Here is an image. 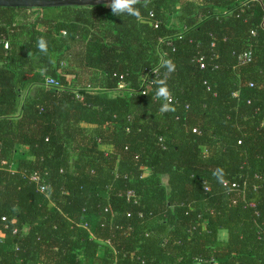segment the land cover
Here are the masks:
<instances>
[{"label":"trees","instance_id":"obj_1","mask_svg":"<svg viewBox=\"0 0 264 264\" xmlns=\"http://www.w3.org/2000/svg\"><path fill=\"white\" fill-rule=\"evenodd\" d=\"M136 7L0 5V264H264V0Z\"/></svg>","mask_w":264,"mask_h":264},{"label":"clouds","instance_id":"obj_2","mask_svg":"<svg viewBox=\"0 0 264 264\" xmlns=\"http://www.w3.org/2000/svg\"><path fill=\"white\" fill-rule=\"evenodd\" d=\"M151 0H111L109 7L112 10V14L115 16L129 15L134 16L137 19L140 18V9L136 5L142 4V6L147 9ZM37 47L42 52H47V44L44 38H40L37 43ZM162 67L166 69L167 74H171L175 70V65L171 60H164L162 62ZM156 85L155 96L157 99L161 100V107L159 111L161 113L174 111L173 107V96L170 89L167 86L166 79H156L153 81ZM213 175L219 180L220 183H225L223 180L224 172L223 169L217 168Z\"/></svg>","mask_w":264,"mask_h":264},{"label":"water","instance_id":"obj_3","mask_svg":"<svg viewBox=\"0 0 264 264\" xmlns=\"http://www.w3.org/2000/svg\"><path fill=\"white\" fill-rule=\"evenodd\" d=\"M111 0H0V5L11 7H58L62 5L110 4Z\"/></svg>","mask_w":264,"mask_h":264},{"label":"built area","instance_id":"obj_4","mask_svg":"<svg viewBox=\"0 0 264 264\" xmlns=\"http://www.w3.org/2000/svg\"><path fill=\"white\" fill-rule=\"evenodd\" d=\"M5 47L8 48L9 47V43L8 41H5ZM251 59V51H244L242 52L240 55H239V60L241 62H247ZM200 60H203L202 58H200ZM201 66L204 67V64L201 63ZM155 72V70H154ZM146 82H148V78H146ZM150 83V82H149ZM45 84L46 85H56L58 86V82L56 80H54L53 78L51 77H47L46 78V81H45ZM148 86L149 84L147 85V83L145 84V87L143 86L142 88V92H146L147 89H148ZM1 152H2V146H1V142H0V156H1ZM6 163V161L4 159H1L0 157V165ZM31 179L35 180V181H40L41 178H40V174L38 172H34L32 175H31ZM41 190H45V186L44 185H41L40 187Z\"/></svg>","mask_w":264,"mask_h":264},{"label":"rangeland","instance_id":"obj_5","mask_svg":"<svg viewBox=\"0 0 264 264\" xmlns=\"http://www.w3.org/2000/svg\"><path fill=\"white\" fill-rule=\"evenodd\" d=\"M18 16V20L17 21H19V22H22L23 21V19L24 18H26L25 16H31V13L29 12V11H27V12H22L21 14L19 13V14H17Z\"/></svg>","mask_w":264,"mask_h":264},{"label":"crops","instance_id":"obj_6","mask_svg":"<svg viewBox=\"0 0 264 264\" xmlns=\"http://www.w3.org/2000/svg\"><path fill=\"white\" fill-rule=\"evenodd\" d=\"M25 11H29V10H18V12H19L20 14H21L22 12H25ZM29 12H31V11H29ZM17 16H18V15H17ZM17 18H18V17H17ZM226 236H227V235H226V232H223V233H222V238L225 239Z\"/></svg>","mask_w":264,"mask_h":264}]
</instances>
